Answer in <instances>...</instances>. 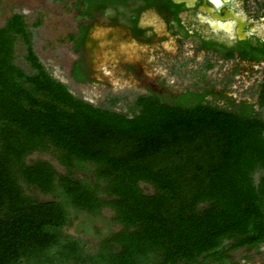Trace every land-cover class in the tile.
<instances>
[{"label": "trees", "instance_id": "1", "mask_svg": "<svg viewBox=\"0 0 264 264\" xmlns=\"http://www.w3.org/2000/svg\"><path fill=\"white\" fill-rule=\"evenodd\" d=\"M31 37L21 14L0 28V264H225L264 241V120L251 106L192 92L136 95L128 113L94 105L53 78ZM47 153L61 172L29 161ZM105 210L115 228L92 252L66 234Z\"/></svg>", "mask_w": 264, "mask_h": 264}, {"label": "flooded vegetation", "instance_id": "2", "mask_svg": "<svg viewBox=\"0 0 264 264\" xmlns=\"http://www.w3.org/2000/svg\"><path fill=\"white\" fill-rule=\"evenodd\" d=\"M71 7L77 22L68 38L74 51L88 55V61L80 56L72 63L71 70L84 77L74 80L78 84L98 81L96 75L118 81L94 73L96 67L140 69L148 54L191 67L202 53L203 68L232 60L236 71L246 64L250 75L264 73V0H71ZM229 101L217 106L232 109ZM225 264H264V241L232 251Z\"/></svg>", "mask_w": 264, "mask_h": 264}, {"label": "rangeland", "instance_id": "3", "mask_svg": "<svg viewBox=\"0 0 264 264\" xmlns=\"http://www.w3.org/2000/svg\"><path fill=\"white\" fill-rule=\"evenodd\" d=\"M71 7V0L57 2V0H0V28L6 21L15 14H22L24 22L29 26L31 32V45L40 63L56 80L66 84L70 92L94 105L106 106L116 111L128 113L133 107L136 95L157 94L162 99L173 101L186 92L205 95L204 102H211L223 106V103L230 102L234 106L238 104H251L254 113L259 114L264 120V87H262L264 73L259 69L256 76L250 75L246 64H242L236 71V62L232 60L217 63V67L203 68L201 61L204 55L198 53L196 59L200 63L188 66L187 64L172 63L166 56H153L148 54L144 57V66L140 69H124L117 71L116 68L96 67V74L110 73V78H117L118 81L110 83L108 76H102L98 81L88 80L76 83L70 76L72 63L80 56L88 61L87 53L74 51L72 41L68 35L75 32L76 18ZM21 22V21H20ZM17 23H19L17 21ZM38 27L32 28L34 24ZM20 31V28H17ZM22 32L26 33L25 30ZM191 56L193 52L188 53ZM26 46L21 39L15 41V63L28 73L31 66L25 60ZM156 57V58H155ZM89 65V63H88ZM191 68V69H190ZM197 68V69H196ZM262 68V67H261ZM198 73V77L196 75ZM158 79L156 80V78ZM116 79V80H117ZM110 96L118 97L116 104L111 105ZM217 96V98H215ZM37 159L49 161L61 172L53 156L50 154H33L29 161ZM258 174L255 175V180ZM144 193H152V188L141 184ZM112 212L105 210L102 215L94 220L85 219L80 216L74 220L72 225L65 229L66 234L79 239L87 246L89 251L95 250L100 236H105L115 228L111 223ZM118 228V227H117ZM242 253L236 251L238 257ZM257 259V257H255Z\"/></svg>", "mask_w": 264, "mask_h": 264}, {"label": "crops", "instance_id": "4", "mask_svg": "<svg viewBox=\"0 0 264 264\" xmlns=\"http://www.w3.org/2000/svg\"><path fill=\"white\" fill-rule=\"evenodd\" d=\"M22 15V14H21ZM24 16V15H23ZM24 20H25V17H24Z\"/></svg>", "mask_w": 264, "mask_h": 264}]
</instances>
